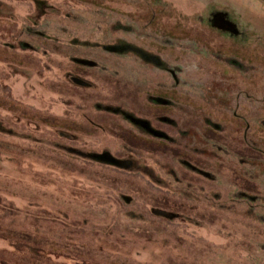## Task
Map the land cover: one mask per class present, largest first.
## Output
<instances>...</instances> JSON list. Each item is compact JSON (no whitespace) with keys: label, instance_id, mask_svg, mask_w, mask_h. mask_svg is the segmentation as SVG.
I'll use <instances>...</instances> for the list:
<instances>
[{"label":"rangeland","instance_id":"1","mask_svg":"<svg viewBox=\"0 0 264 264\" xmlns=\"http://www.w3.org/2000/svg\"><path fill=\"white\" fill-rule=\"evenodd\" d=\"M0 264H264V0H0Z\"/></svg>","mask_w":264,"mask_h":264},{"label":"flooded vegetation","instance_id":"2","mask_svg":"<svg viewBox=\"0 0 264 264\" xmlns=\"http://www.w3.org/2000/svg\"><path fill=\"white\" fill-rule=\"evenodd\" d=\"M219 24V22H217ZM220 25V24H219ZM221 26V25H220Z\"/></svg>","mask_w":264,"mask_h":264}]
</instances>
